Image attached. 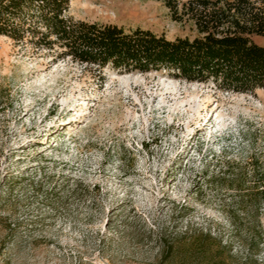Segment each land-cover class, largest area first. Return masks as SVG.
<instances>
[{
	"label": "rangeland",
	"instance_id": "rangeland-1",
	"mask_svg": "<svg viewBox=\"0 0 264 264\" xmlns=\"http://www.w3.org/2000/svg\"><path fill=\"white\" fill-rule=\"evenodd\" d=\"M68 14L199 35L163 0H70ZM174 74L101 71L0 35V264H264L250 197L264 88Z\"/></svg>",
	"mask_w": 264,
	"mask_h": 264
},
{
	"label": "trees",
	"instance_id": "trees-1",
	"mask_svg": "<svg viewBox=\"0 0 264 264\" xmlns=\"http://www.w3.org/2000/svg\"><path fill=\"white\" fill-rule=\"evenodd\" d=\"M163 1L174 20L193 19L199 35L169 39L150 29L75 20L68 14L70 0H0V35L101 71L107 65L142 72L164 67L190 81L212 79L230 91L264 88V45L253 39L264 38V0ZM254 173L250 197L260 208L264 172Z\"/></svg>",
	"mask_w": 264,
	"mask_h": 264
},
{
	"label": "bare ground",
	"instance_id": "bare-ground-1",
	"mask_svg": "<svg viewBox=\"0 0 264 264\" xmlns=\"http://www.w3.org/2000/svg\"><path fill=\"white\" fill-rule=\"evenodd\" d=\"M54 128H55V127H54ZM51 129H53V127H52Z\"/></svg>",
	"mask_w": 264,
	"mask_h": 264
}]
</instances>
